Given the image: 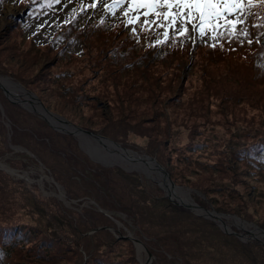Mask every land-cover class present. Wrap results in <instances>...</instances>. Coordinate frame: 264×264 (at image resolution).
I'll return each mask as SVG.
<instances>
[{
  "label": "rangeland",
  "instance_id": "obj_1",
  "mask_svg": "<svg viewBox=\"0 0 264 264\" xmlns=\"http://www.w3.org/2000/svg\"><path fill=\"white\" fill-rule=\"evenodd\" d=\"M106 3L109 7H105ZM92 5L93 0H47L28 9L20 6V0H0V67L11 73H0V76L13 81V75L21 79L22 83L18 82L21 86L42 98L44 102L40 99L41 102L50 111L73 124L104 136L110 134L112 140L123 147L154 157L171 180L186 191L190 200L226 216L220 219L228 230H223L218 219L196 214L181 205L175 196L169 198L159 181L153 178L156 173L127 170L141 181L158 186L169 208L189 210L241 243L258 241L264 244L261 242L264 236L253 237L254 234L246 231L253 226L264 230V160H259L255 151L264 146V54L255 58L253 66L244 68L231 63L230 58L208 54L212 52L207 50L194 59L204 63L173 59V55L158 59L162 58L159 53L144 54L139 45L118 46L119 33H96L69 39L53 33L73 15L108 20L127 18V23L129 20L144 23L148 19L149 23L165 24L157 28L165 36L181 28L179 20L175 26H169L162 16L150 12L145 17L144 8L139 11L134 10L135 5L129 8L126 0L121 3L97 0L96 5ZM242 14L240 6V10L230 11L225 19L238 20ZM250 15L246 10L244 17ZM19 21L24 23L23 31L32 34L34 39H22L21 28L14 23ZM219 32L217 29L201 36L198 31L191 30L190 35L194 41L210 42L218 38ZM257 37L264 44V29ZM124 39L128 43L127 38ZM50 40L52 44L49 45ZM1 118L0 114L8 140L11 131L7 130V120L2 119L3 122ZM87 137L86 141L76 137L78 148L90 161L98 162L91 156H98L104 149L89 142L90 135ZM7 140L3 142L0 134V161L18 173L26 171L29 180L0 170V222L35 225L40 233L25 246L10 248L9 255L2 257L0 264H140L139 259L144 260L146 253L141 246L139 255L137 243L121 236L130 234L129 231L149 250L151 259L147 264H164L151 248L157 249L153 238H157L156 235L152 237L144 232L119 210L101 207L109 214L102 213L100 219L92 217L97 214L87 215L85 208L98 209L99 206L86 196H78L67 206L57 196L60 193L54 183L50 185V181L41 179L44 174L51 175L50 171L44 169L30 151L15 149L12 144L8 146ZM148 148L155 149L160 160L146 152ZM48 157L58 174L66 177L68 165H60L54 154ZM112 165H120L123 170L128 167L120 163ZM73 177L79 180L71 169L70 178ZM71 183L79 189L76 180ZM71 213L86 225L93 220L100 222L90 229L79 224L83 234L102 231L97 232L94 239H81L79 231L64 223V217L69 218ZM235 218L244 222L246 229L236 224ZM109 236L114 239L110 245L106 241ZM50 237L55 238L54 241ZM60 237L67 239L58 242L56 239ZM42 238L46 247L37 248L35 242ZM204 243L192 260L193 264L250 263V257L237 251L232 244L220 243L213 247ZM87 247L89 253L84 250ZM164 256L173 264H182L178 256Z\"/></svg>",
  "mask_w": 264,
  "mask_h": 264
},
{
  "label": "trees",
  "instance_id": "obj_2",
  "mask_svg": "<svg viewBox=\"0 0 264 264\" xmlns=\"http://www.w3.org/2000/svg\"><path fill=\"white\" fill-rule=\"evenodd\" d=\"M46 1L20 0V6L32 9L34 4L45 3ZM240 6L243 10L242 17L238 20H231L233 22L240 21V23H234L229 27L221 21V27L218 28L220 30L218 38L210 42L194 41L190 35L192 29L189 24L184 26L183 34L177 31L165 36L157 29L158 24L163 23L153 22L145 25L136 20L135 23L130 24L127 23V18L108 20L84 16L75 17L73 15L56 27L57 30L53 33L67 39L73 36L96 35V33H102V35L119 33L118 42H116L118 46L139 45L144 54L147 52V54L159 53L162 58L158 59H167L173 55V59H190L194 63H204L205 61L201 62L194 59L201 52L207 50L212 52H207L208 54L219 58H230V62L234 65L248 68L254 65L256 57L264 54V44L257 37L264 29V0H251V2L245 0V3ZM246 10L251 12L248 18L244 17ZM14 23L17 28H21L22 39L26 40L28 37L34 39L32 34L23 31L22 25L24 23L22 21ZM125 37L128 43H126ZM85 38L89 37L85 36ZM48 44H52V41H48ZM152 58L155 59L156 57L153 56ZM0 73L11 74L1 67ZM12 78L22 83V80L14 75ZM40 99L42 100V98ZM0 106L2 108V110L0 109L1 120H7V130L9 128L11 131V136H8L7 140L5 127L0 121V134H2L3 142L7 140L9 141L8 146L17 145L30 151L38 163L40 162L44 169L49 170L54 180L64 188L66 199L73 200L77 199L78 196L92 198L99 207L122 211L131 218L132 223L138 225L144 232L149 233L152 237L156 235L157 238H153L156 240L157 249L151 248L156 255H159V261L164 264H173L164 254L172 257L178 256L182 264H193L192 260L201 251L204 241L206 246L213 247L220 243L232 244L237 251L250 257L249 264H264V244L258 241L241 243L233 235L223 234L211 221L189 210L178 208L176 211L169 208L168 200L162 196V191L158 186L141 181L135 173L123 170L120 165H103L90 161L87 155L78 148V140L74 135L55 130L44 118L35 112L26 110L19 103L11 101L3 95L1 90ZM106 136L110 137L111 135L107 134ZM111 137L113 139V136ZM153 147L158 149L155 144ZM145 151L155 155L160 160L161 157L155 149L148 148ZM255 151L259 160H264V146H259ZM159 152L161 153V151ZM53 154L58 158L60 165L64 167L65 164L68 165L66 177L60 176L55 166L49 163L48 158L50 157L48 155ZM71 169L73 174L79 177V180L76 177L70 178ZM74 180L80 184L79 189L71 183ZM159 207L164 209L161 210ZM98 211L92 206L84 209V213H88L89 216L97 214L98 216H92L95 219H100L103 216L102 213L105 214ZM180 218H184L186 221L183 223L179 220ZM64 223H69L71 228H75L79 232V224L85 225L86 229L100 224L99 221L93 220L90 225H86L85 221L81 222L79 218H75L74 213H71L69 218L64 217ZM99 231L102 230H95L89 235L83 234L84 231L80 232L82 234L81 239H94L95 234ZM38 232L40 233V229L35 225L0 222V259L9 255L10 248L25 246V243L29 242L31 238L33 239V236ZM50 239L54 241L55 238L50 237ZM66 239L60 237L56 240L63 242ZM106 241L110 245L114 239L109 236ZM35 243L38 248L41 245L45 246L46 241L42 238ZM84 250L89 253L88 247ZM162 250L164 253L160 252ZM86 259L87 257L83 261Z\"/></svg>",
  "mask_w": 264,
  "mask_h": 264
},
{
  "label": "snow or ice",
  "instance_id": "obj_3",
  "mask_svg": "<svg viewBox=\"0 0 264 264\" xmlns=\"http://www.w3.org/2000/svg\"><path fill=\"white\" fill-rule=\"evenodd\" d=\"M59 2V0H56ZM124 0H113V3H121ZM251 2V0H248ZM97 0H93L95 6ZM127 5L131 8L137 6L134 10L139 11V8H144L142 13L145 17L151 12L154 16L163 17V20L169 26H175L177 20L180 21L181 28L177 29L180 34H183L184 26L191 24L193 31H198L201 36L206 35L209 31L215 32L221 27L220 21L231 27L234 23L240 21H231L225 19L230 14V11L240 10V5L245 3V0H126ZM105 7H109L106 3ZM157 8L167 9L165 11H156ZM128 23H134V20H129ZM144 24L148 25L149 20L145 19ZM158 26H164L158 24ZM135 31V29H133Z\"/></svg>",
  "mask_w": 264,
  "mask_h": 264
},
{
  "label": "water",
  "instance_id": "obj_4",
  "mask_svg": "<svg viewBox=\"0 0 264 264\" xmlns=\"http://www.w3.org/2000/svg\"><path fill=\"white\" fill-rule=\"evenodd\" d=\"M4 78V79H7L9 82H11V83H13V84H16L17 86H20L21 88H23L24 89V91L26 92V94L28 95V96H24L23 98H21V96H20V94H17L16 96H13V97H10V93H9V91L4 87V86H2V84L0 83V88L3 90V92H4V94L11 100V101H13V102H17V103H21L22 105H24L25 107H27V108H29L30 110H33V111H35V112H37V113H39L53 128H55V129H57V130H59V131H61V132H64V133H70V134H72V135H74V136H76L77 138H78V135H77V132H81L82 134H84V136H88V135H90V136H92V137H96V138H105V139H107V140H109L110 142H112V143H114V144H116V145H118V146H120L121 148H123L124 150H127V151H132V152H135V151H133V150H131V149H128V148H126V147H123L120 143H118V142H116V141H114V140H112V139H110V138H108V137H106V136H104V135H101V134H99V133H97V132H94V131H91V130H88V129H85V128H82V127H80V126H77V125H75V124H73L72 122H70L69 120H67L66 118H64L63 116H61V115H59V114H56V113H54V112H52V111H50L42 102H41V100L38 98V96H36V95H34L32 92H30L29 90H27L26 88H24L23 86H21L18 82H16V81H13V80H11L9 77H7V76H0V78ZM40 107L42 110H43V112H45V113H48V115H50V116H53V118L56 120V121H58L60 124L59 125H55V124H52L50 121H49V119H48V117L38 108V107ZM0 109L2 110V108H1V106H0ZM79 139V138H78ZM80 140V139H79ZM86 144H88V142L86 143ZM89 145H91L90 143H89ZM91 146H93V147H96L95 145H91ZM12 147L13 148H15V149H23L22 147H20V146H17V145H12ZM86 151V153L89 155V156H91L90 155V153L87 151V150H85ZM142 155H144L146 158H149L154 164H155V167H156V169L157 170H159L161 173V176H162V178L165 180V181H167V182H169L172 186H174V187H178L174 182H173V180H171V178L169 177V175H168V173L163 169V167H162V165H160V163L154 158V157H152V156H150V155H147V154H142ZM94 160H96V161H98V162H100L101 164H104V165H112V164H117V163H104V162H102V161H100V160H98L97 159V156H91ZM4 164V163H3ZM0 169H3V170H5V171H7V172H9L10 174H14V175H16V176H20V177H22V178H25V179H28V174H27V172L26 171H24V172H21V173H18V171H16L15 169H13V168H11V167H9L7 164H5V166L4 165H0ZM124 169H126V170H131V169H133V168H129V167H124ZM44 176H45V174H44ZM47 176H49L50 177V179L53 181V183H54V185L58 188V190H59V193L61 194V195H57L60 199H62V201L67 205V206H70V204H69V202H73V200H68V199H66V197H65V191H64V188L57 182V181H55L53 178H52V176L51 175H47ZM29 180V179H28ZM159 185H160V183H159ZM161 186V185H160ZM161 187H163V186H161ZM164 188V187H163ZM165 189V188H164ZM166 190V189H165ZM166 193H167V196L169 197V198H171V194L169 193V191L168 190H166ZM62 196V197H61ZM93 202V201H92ZM180 202V204L181 205H183V206H185V207H187L188 209H190V210H192L193 212H195L196 214H199V215H202V216H205V217H213V218H215V219H218V224H221L222 225V227H223V230L224 231H227L228 229L226 228V226H225V224H224V221L222 220V219H220L219 217H214V216H209V215H207V214H205V213H202L200 210H204V211H207V213H209V212H214V213H216V214H219V215H222V214H220V213H217L216 211H214V210H209V209H207V208H205V207H203V206H201V205H199V204H197V203H195V202H193L192 200H191V202H190V204H187V203H184V202H182V201H179ZM98 208V210H101L102 212H104L105 214H109L106 210H104V209H102L101 207H97ZM103 228L104 227H106V226H102ZM97 229V228H96ZM253 229H257L256 231H258V232H260L261 234H262V236H264V230L262 229V228H259V227H257V226H253ZM249 234H253V230L252 229H248V230H246ZM230 233H234V232H230ZM121 236H123V237H125V238H129V239H131L133 242H135V243H139V244H141V246L144 248L143 250L145 251V253H146V255H145V259L143 260V262H140V264H147L148 263V261L151 259V254H150V252H149V250H147V248L145 247V246H143V244L141 243V241L139 240V239H137V238H135V237H133V236H131L130 234H124V235H121ZM253 237L255 236V235H252ZM256 238V237H255ZM262 243H264L263 241H261Z\"/></svg>",
  "mask_w": 264,
  "mask_h": 264
},
{
  "label": "bare ground",
  "instance_id": "obj_5",
  "mask_svg": "<svg viewBox=\"0 0 264 264\" xmlns=\"http://www.w3.org/2000/svg\"><path fill=\"white\" fill-rule=\"evenodd\" d=\"M0 83L2 84V86H4L9 91L10 97L16 96L17 94H22L23 96H28L23 88H21L20 86H17L16 84L9 82L7 79H4L1 77ZM38 108L43 112V110L40 107H38ZM43 113L48 117L49 121L52 124H55V125L60 124L58 121H56L53 118V116H50V115H48V113H45V112H43ZM77 135L81 141H86L88 138V137L84 136V134H82L81 132H77ZM89 142L95 143L96 146L99 145V146L103 147L104 150L103 151L101 150V153L97 156L98 160H100L104 163H117V164L120 163L123 165H127L129 168L137 169V170H140V171H142L146 174H150V175H152V173H156V175H154L153 178L155 177L159 181L160 185L169 191L171 196H175L180 201L187 203V204H190L191 200L187 197L186 191L181 189L180 187H174L169 182L165 181L162 178L161 174L158 173V171L155 167V164L149 158H146L144 155L138 154L136 152L124 150L120 146L110 142L109 140H107L105 138H96V137L91 136V139L89 140ZM0 165L5 166V164H3L2 161H0ZM41 179H43V182H44V179L46 180V182L50 181L51 182V183H49L50 185L53 184V181L47 175H45L44 177H41ZM53 186H55V185H53ZM59 195H61V194H59ZM200 211L202 213H205L209 216H214L216 218L217 217H219V218L226 217V216L216 214L214 212L207 213V211H204V210H200ZM234 222L242 228L246 229V227H247L244 224V222H241L238 219L234 220ZM251 229L253 230L252 232L254 235L262 236V234L260 232L256 231L257 229H253V228H251ZM128 233L132 234V232H130V231ZM135 247H136L137 253L140 255L141 244L137 243L135 245ZM139 261L143 262V259H139Z\"/></svg>",
  "mask_w": 264,
  "mask_h": 264
}]
</instances>
